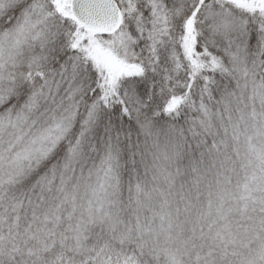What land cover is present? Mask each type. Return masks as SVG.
Segmentation results:
<instances>
[{
    "label": "snow or ice",
    "instance_id": "6c2138e0",
    "mask_svg": "<svg viewBox=\"0 0 264 264\" xmlns=\"http://www.w3.org/2000/svg\"><path fill=\"white\" fill-rule=\"evenodd\" d=\"M0 264H264V0H0Z\"/></svg>",
    "mask_w": 264,
    "mask_h": 264
}]
</instances>
